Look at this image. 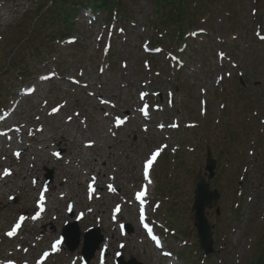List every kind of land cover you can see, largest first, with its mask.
<instances>
[{"label": "rangeland", "instance_id": "374dc122", "mask_svg": "<svg viewBox=\"0 0 264 264\" xmlns=\"http://www.w3.org/2000/svg\"><path fill=\"white\" fill-rule=\"evenodd\" d=\"M256 1L234 3L232 17L213 7L204 15L211 34H192L179 57L158 56L160 71L154 72L144 58L152 0H124L134 20L119 18L113 30L101 16L94 24L88 15L74 46L59 45L42 62L30 59L27 69L6 66L5 57L19 31L35 19L24 12L39 1L0 0V119L7 116L17 126L8 132L0 121L7 128L0 135V176L14 169L0 180V264H85L82 245L70 252L60 241L61 228L74 220L82 232L99 227L105 237L108 255L99 252L90 264H116L118 255L165 264L147 228L164 236L161 248L174 254L168 262L248 264L257 243L264 244V131L262 136L253 121L257 108L237 92L243 79L247 100L258 99L264 111V42L258 30L263 27L264 34V0ZM242 21L233 42L230 30ZM230 129L243 136V147H233ZM20 139L26 151L17 156ZM207 146L219 163L211 184L222 193L221 217L209 215L217 251L210 259L200 250L192 211ZM157 150L147 173L154 184L146 191L145 165ZM47 170H53L54 182L46 190ZM143 191L150 196L145 228L135 202ZM41 193L54 199L42 212ZM61 193L66 200L58 198Z\"/></svg>", "mask_w": 264, "mask_h": 264}, {"label": "trees", "instance_id": "16d2710c", "mask_svg": "<svg viewBox=\"0 0 264 264\" xmlns=\"http://www.w3.org/2000/svg\"><path fill=\"white\" fill-rule=\"evenodd\" d=\"M92 2V7L95 14H104L108 18L118 17L121 12H126L125 5L122 0H89ZM218 0H153L155 10V41L163 42L169 37L177 36L179 42H183L185 36L192 28L205 27L204 15L207 12H212L214 2ZM238 0H224L223 9L228 7V12L234 7V3ZM81 0H56V6L44 14L41 18L42 26L38 30L47 32L42 37L31 39L22 48V53L19 54L14 61V65L21 68L30 59H35L37 55L51 51L50 48L57 45L58 38H65L71 34L73 21L78 17L79 6L82 5ZM211 9V10H209ZM42 12V10H41ZM132 15L126 16V20H130ZM194 19L196 21L194 22ZM206 22V21H205ZM73 24V25H72ZM47 26L52 27V31L47 30ZM42 32V34H43ZM25 32L19 31L18 41L26 37ZM18 43V44H19ZM43 49L45 50H42ZM40 57V56H38ZM257 253L255 252L248 264H264V244L262 241L257 243ZM256 245V246H257Z\"/></svg>", "mask_w": 264, "mask_h": 264}, {"label": "water", "instance_id": "95a60500", "mask_svg": "<svg viewBox=\"0 0 264 264\" xmlns=\"http://www.w3.org/2000/svg\"><path fill=\"white\" fill-rule=\"evenodd\" d=\"M216 161L212 159V154L208 151L207 167L206 170L210 173L209 179H212L215 176ZM52 179V174H49L48 177ZM220 199V194L215 191L210 190L209 184L206 182L203 176L200 177V181L197 184L195 191V203L193 210L195 211V225L198 231L199 242L202 250L205 251L207 255L213 254L214 250V239L212 233V226L209 223L208 218L206 217V209H213L214 205L217 204ZM215 203V204H213ZM217 214H220V209H217ZM69 235L66 234L65 238L67 244L70 247L71 251H74L80 243V232L77 225H69L66 228V232H69ZM103 241V238L99 234V230H92L86 234L85 247L83 250V256L86 262H90L95 255V252L99 248L100 243ZM119 264H141L137 260L132 259L130 262H124L123 259Z\"/></svg>", "mask_w": 264, "mask_h": 264}, {"label": "snow or ice", "instance_id": "6c2138e0", "mask_svg": "<svg viewBox=\"0 0 264 264\" xmlns=\"http://www.w3.org/2000/svg\"><path fill=\"white\" fill-rule=\"evenodd\" d=\"M221 79H222V78H221ZM113 106H115V105H113ZM54 111H55V109H54ZM160 151H161V150H157V152L154 153L153 156L147 161V163H146V173H145L146 176H147V169H148V168H151L153 162L156 160L157 156H159ZM16 155L18 156L19 153H17ZM56 155L59 156V153H56ZM9 174H10V173H9L7 170H6L5 173H4V175H9ZM149 182H151V181H149ZM113 190H114V189H113ZM145 194H146L145 192H141V193H139V194H138V198H140V199L142 200V198H143V196H144ZM117 211H119V209H117ZM20 219L23 220L24 218L21 217ZM16 227L18 228V227H19V224H18ZM8 235H9V236L15 235V231H11V232H9ZM57 244H59V241L57 242ZM53 247H56V245H54ZM45 255H47V254H45Z\"/></svg>", "mask_w": 264, "mask_h": 264}, {"label": "bare ground", "instance_id": "6f19581e", "mask_svg": "<svg viewBox=\"0 0 264 264\" xmlns=\"http://www.w3.org/2000/svg\"><path fill=\"white\" fill-rule=\"evenodd\" d=\"M61 139H63L64 141H67L68 139H67V137L65 136V135H61V137H60ZM20 149V153H19V156H21V155H23V152H25L26 151V149H25V147H26V144H24L23 143V141H22V139H20V145L18 146ZM53 165V164H52ZM13 171V169H10V172H12ZM98 174V173H97ZM87 182H88V179L86 178V184H87ZM81 184V186H82V184L83 183H80ZM5 186H6V184H5ZM60 196H62L63 198H65L66 199V196L64 195V194H59ZM40 196H42V195H40ZM148 195H146V197H147ZM145 197V198H146ZM45 198L46 197H44L43 196V200H45ZM78 203V202H77ZM79 204V203H78ZM159 248H161L160 246H159ZM161 250V252H162V256L163 257H166V255H165V252H164V250L163 249H160ZM165 264H168V259H165Z\"/></svg>", "mask_w": 264, "mask_h": 264}]
</instances>
